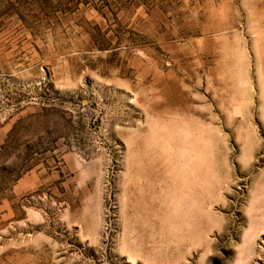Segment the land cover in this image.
Returning a JSON list of instances; mask_svg holds the SVG:
<instances>
[{"label": "rangeland", "instance_id": "1", "mask_svg": "<svg viewBox=\"0 0 264 264\" xmlns=\"http://www.w3.org/2000/svg\"><path fill=\"white\" fill-rule=\"evenodd\" d=\"M154 260L264 264V0H0V264Z\"/></svg>", "mask_w": 264, "mask_h": 264}, {"label": "bare ground", "instance_id": "2", "mask_svg": "<svg viewBox=\"0 0 264 264\" xmlns=\"http://www.w3.org/2000/svg\"><path fill=\"white\" fill-rule=\"evenodd\" d=\"M160 102H162V101H160ZM174 102H175V101H174ZM158 104H159V103H158ZM177 107H178V106H177ZM168 109H169V108H168ZM167 111H168V110H167ZM175 111H176V110H174V112H175ZM164 112H165V111H164ZM151 133H152V132H151ZM154 134H155V133H153L152 135L154 136ZM156 134H157V133H156ZM156 134H155V135H156ZM155 137H157V136H155ZM155 139H156V138H155ZM211 140H213V138H212ZM211 140H210V141H211ZM205 141H206V140H205ZM212 142H213V141H212ZM141 143H142V142H141ZM208 143H210V142H208ZM145 144H146V143H145ZM139 146H140V145H139ZM139 146H138V147H139ZM142 146H143V145H142ZM211 146H212V145H211ZM138 150H140V149H138ZM198 159H199V158H198ZM199 160H200V159H199ZM203 160H204V159H203ZM197 161H198V160H197ZM203 163H204V161H203ZM197 164H198V163H197ZM192 171H193V170H192ZM193 172H194V171H193ZM177 175H178V174H177ZM183 180H184V178H183ZM177 185H179V184H177ZM185 185H186V184H185ZM175 186H176V185H175ZM182 187H183V186H182ZM182 187H180V188H181V189H184V188H182ZM189 187H190V184H189ZM195 188H196V187H195ZM197 188H198V186H197ZM195 190H196V189H195ZM195 190H194V191H195ZM189 191H190V190H189ZM192 191H193V190H192ZM188 194H189V193H188ZM186 195H187V194H186ZM191 195H192V193H191ZM192 196H194V195H192ZM183 198H185V197H183ZM189 198H190V197H189ZM190 199H191V198H190ZM192 199H193V198H192ZM192 199H191V200H192ZM195 199H196V198H195ZM195 199H194V200H195ZM197 200H198V199H197ZM177 202H178V203H177V207H179L180 200H177ZM172 203H173V202H172ZM174 203H176V201H175ZM180 204H181V203H180ZM180 210H181V209H180ZM188 210H189V209H188ZM188 212H189V211H188ZM189 213H190V212H189ZM191 213H192V212H191ZM189 215H190V214H189ZM190 217H191V216H190ZM199 217H200V216H199ZM196 220H197V218H196ZM167 221H168V224H169V228H171V229H172V228H174V229H178V228H179V229H182V227H177L178 225L176 226L177 228H175V227H173V226L170 227L171 222H172V220H171L170 217H168V220H167ZM174 226H175V225H174ZM201 228H202V227H201ZM171 229L168 231L169 234H170V233L172 232V230H173V229H172V230H171ZM194 229H195V228H194ZM177 231H178V230H177ZM183 231H184V229H183ZM202 231H203V230H202ZM175 232H176V230H175ZM175 232H174V233H175ZM180 232H181V231H180ZM166 233H167V232H166ZM181 233H183V232H181ZM172 234H173V233H172ZM179 234H180V233H179ZM184 234H185V233H184ZM173 235H174V234H173ZM177 236H178V235H177ZM177 236H175V237H177ZM180 237H183V236H180ZM171 238H172V237H171ZM171 240H172V239H171ZM177 240H178V239H177ZM168 242H169V239H168ZM170 242H171V241H170ZM177 243H178V242H177ZM252 250H253V247H252V245L250 244V245L247 247V250L245 251V253H246L245 258H247V257H249V256L252 255ZM154 259H155V258H154ZM154 261H155V260H154ZM154 261H153V262H154ZM154 263L156 264L157 262L155 261ZM151 264H152V263H151Z\"/></svg>", "mask_w": 264, "mask_h": 264}]
</instances>
